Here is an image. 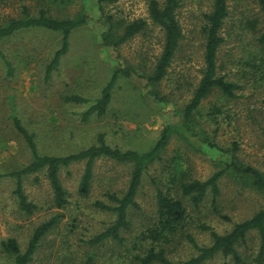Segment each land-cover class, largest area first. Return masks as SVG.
I'll use <instances>...</instances> for the list:
<instances>
[{"label": "rangeland", "instance_id": "obj_1", "mask_svg": "<svg viewBox=\"0 0 264 264\" xmlns=\"http://www.w3.org/2000/svg\"><path fill=\"white\" fill-rule=\"evenodd\" d=\"M149 0H111L104 6L105 15H113L116 21L127 22L135 18L148 19L147 29L118 48L102 43L105 25L96 0H58L50 4V12L57 17H72L85 11V24L70 35L69 50L59 66L45 79V67L60 47L61 33L33 28L17 31L4 38L0 52V173L20 168L31 160V153L22 135L12 123L16 111L24 125L35 134L42 153L64 155L76 152L95 142L99 133L106 141L122 149L140 152L150 149L158 139L162 128L179 122L178 112L188 102L196 86L203 66L204 33L203 13L211 8V0H181L178 18L184 37L166 79L160 85L167 101H159L148 94L145 80L135 71L130 76L118 77L112 100L106 114L82 119L83 112L100 94L117 66H129L139 72L149 69L162 49L163 33L148 18ZM35 3V2H33ZM17 3L0 2V19L18 13ZM229 16L223 35L225 41L218 54V70L227 79L240 81L244 88L238 96L228 99L219 90L205 98L196 113V127L208 137H213L224 147L238 144L237 155L246 163L264 170V83L247 62L257 55L255 62L264 58V45L256 38L264 30V17L255 0H229ZM258 19L255 29L248 23ZM11 62L9 75L4 59ZM264 72V66L260 67ZM261 72V73H263ZM260 80V81H259ZM77 93L88 99L85 103H73L65 95ZM220 107L217 120L213 109ZM218 122V124H217ZM221 152L199 141L198 137L174 133L163 154L164 160L148 169L137 195L140 211L135 212L132 226L124 231L127 245L139 236L155 217L156 189L151 177H162L165 165L179 162L190 174L199 179L208 178L221 168L218 162ZM84 161L62 169L61 180L70 192L69 203L62 209L51 206L52 192L44 172L34 173L24 180V189L30 200L40 209L29 215L20 210L12 176L0 177V243L15 237L22 249L36 225L59 214V222L43 240L31 264H82L88 255L95 264H136L132 252L113 240L92 244L96 234L104 230L114 219V214L97 208L96 199L107 201L106 191L124 190L131 166L110 159L99 158L94 166V179L90 195L78 193ZM221 195L212 203L210 195L194 208L185 199L190 211L187 229L201 245L211 241L208 231L198 227L207 223L218 232L229 230L234 222L264 207V192L241 185L231 174L220 180ZM226 215L230 219L224 217ZM256 232L248 237L242 253L253 255L258 249ZM196 253L185 239L176 238L168 246L167 255L173 260L187 259ZM229 258L216 255L204 264H225ZM0 264H12L1 250Z\"/></svg>", "mask_w": 264, "mask_h": 264}, {"label": "trees", "instance_id": "obj_2", "mask_svg": "<svg viewBox=\"0 0 264 264\" xmlns=\"http://www.w3.org/2000/svg\"><path fill=\"white\" fill-rule=\"evenodd\" d=\"M57 1L0 0L1 3L14 2L19 5L17 15L0 19V52L2 40L23 29L40 28L61 33L60 47L54 52L45 67L46 80L51 77L52 72L59 66L62 56L69 50L72 31L85 24L88 18L85 11L72 17L54 16L50 12L49 2L56 3ZM109 1L111 0H96L102 12L99 19L105 25L101 40L106 46L118 48L121 44L145 31L149 26V21L144 17H139L123 22L116 21L113 15L103 16L104 6ZM255 2L264 17V0H255ZM180 5L181 0L148 1V18L163 33L160 54L149 69L140 72L129 66H117L111 78L102 87L99 96L83 112V120H88L93 115L100 117L106 114L118 77L130 76L133 71L145 80V86L150 96L159 101H167V97L160 90V85L169 74L184 37L178 18ZM229 12V0H211L210 10L203 13L202 31L205 41L201 76L190 99L178 112L179 122L164 126L154 145L147 151L140 152L113 146L106 141L104 133H99L94 143L76 152L64 155L42 153L36 142L35 134L24 125L16 111H13V126L25 140L31 153V160L20 168L0 173V177L7 175L15 178L14 194L20 210L31 215L40 209V205L30 200L24 189V180L27 176L43 171L52 192L51 206L62 209L69 203L70 196V192L61 180L62 169L73 163L84 161L78 193L87 197L90 195L93 185L95 162L99 158H106L118 163L129 164L131 171L124 190H108L105 193L107 201L96 199L93 202L97 208L113 213L114 219L104 230L90 239V243L98 244L106 240H113L133 253L132 259L136 264H204L219 254L231 260L225 264H264V207H260L250 216L234 222L232 227L225 232H218L207 223H199L198 227L210 234L211 241L208 245L199 244L187 229L190 211L185 199L192 207L198 208L210 195L215 206L221 195L220 180L225 174H231L241 185L264 192V170L240 159L237 155L239 147L236 142H233L231 147L219 144L215 137L218 128L215 129L213 137H208L196 127L194 120V114L202 101L214 90H219L228 99H234L238 96L237 92L244 88L240 81L227 79L226 75L220 74L218 70V54L225 41L223 29ZM248 23L252 26L251 28L255 29L258 19ZM256 40L264 45V30ZM252 56L247 64L256 70L255 74H261L259 79L264 83V72L260 68L264 66V58L261 59L260 64H257L255 62L257 55L253 54ZM4 62L7 66V73L11 75L13 71L11 62L6 58ZM64 99L73 103L88 102L86 97L77 93L65 95ZM220 112V107L213 109L214 121L217 120V115ZM174 133L186 134V138L198 137L202 143L219 150L221 155L218 162L221 168L214 171L208 178L199 179L193 177L190 171L175 161V158H172L174 164L165 165L167 171L164 172V176L151 177L156 189L155 217L151 224L131 241L132 245L129 246L125 243L126 237L123 232L131 228L135 212H139L141 209L137 195L144 176L152 165L164 160L163 154ZM224 217L230 219L226 215ZM59 219L60 215L55 214L36 225L25 249L21 248L17 238L9 237L1 241V250L12 260V264H31L46 235L59 222ZM252 232H256L258 235V249L253 255L242 253L240 248L246 245ZM176 238L185 239L194 247L196 253L187 259L173 260L169 258L167 255L168 246ZM82 264H95L94 257L88 255Z\"/></svg>", "mask_w": 264, "mask_h": 264}]
</instances>
